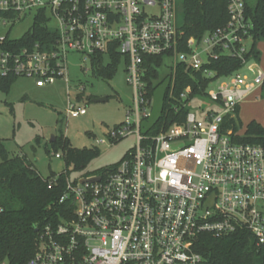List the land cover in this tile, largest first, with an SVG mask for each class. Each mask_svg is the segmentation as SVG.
<instances>
[{
    "label": "built area",
    "instance_id": "2783aa9c",
    "mask_svg": "<svg viewBox=\"0 0 264 264\" xmlns=\"http://www.w3.org/2000/svg\"><path fill=\"white\" fill-rule=\"evenodd\" d=\"M247 2L257 0H228L223 25L186 40L174 0H0L5 23L33 17L44 29L35 42L0 49L1 76L30 77L44 87L68 81L71 53L93 73L100 54L116 52L126 58L136 110L110 136L127 135L133 125L138 135L135 149L112 169L68 179L60 202L72 198L73 213L43 227L31 258L0 264H201L194 245L202 233L222 237L246 229L264 243V143L237 140L231 125L244 98L264 83L259 59L246 56L256 36ZM17 40L0 36L1 44ZM221 54L240 58L253 75L203 68ZM147 56H177L178 63L202 70L209 85L217 83L203 94L209 101L199 106L202 116L189 110L182 122L142 134L152 101L143 81ZM191 93L187 87L181 98ZM85 113L73 103L68 108L73 117ZM94 177L100 178L81 181Z\"/></svg>",
    "mask_w": 264,
    "mask_h": 264
},
{
    "label": "rangeland",
    "instance_id": "374dc122",
    "mask_svg": "<svg viewBox=\"0 0 264 264\" xmlns=\"http://www.w3.org/2000/svg\"><path fill=\"white\" fill-rule=\"evenodd\" d=\"M176 23L179 27L185 22L184 0H174ZM33 17L4 22L0 18V36L7 35L20 39L34 26ZM260 52L257 68L264 71V38L256 42ZM82 56L71 53L68 58V81L57 78L55 82L38 87L30 77H18L8 92L0 89V140L10 156L26 155L37 171L48 177L52 172L69 171L71 180L104 173L112 169L137 146V125L127 135L111 138V132L126 122L128 113L136 110L133 84L129 81L126 58L121 57L113 76L104 78L82 68ZM111 60L105 59V64ZM251 60L249 64L253 63ZM177 56L165 57L154 79L156 89L151 105L147 108L150 116L142 122L141 132L146 134L162 114L164 96L174 82ZM242 74L253 75L244 66ZM216 82L209 85L214 89ZM81 94L82 97L78 98ZM107 96L106 101L95 102L94 98ZM173 97V96H172ZM78 98V99H77ZM208 98L197 95L188 103L190 111L202 116L199 106ZM71 103L86 108V113L73 117L68 114ZM175 108L177 101L171 100ZM214 106L213 103H210ZM256 120L264 126V89L258 88L241 102L237 126L244 135L247 125ZM53 136L55 140L52 141ZM67 138L74 148H97L99 154L81 167L67 163L65 149L56 138ZM56 153L62 156L57 157ZM1 160V159H0Z\"/></svg>",
    "mask_w": 264,
    "mask_h": 264
},
{
    "label": "trees",
    "instance_id": "16d2710c",
    "mask_svg": "<svg viewBox=\"0 0 264 264\" xmlns=\"http://www.w3.org/2000/svg\"><path fill=\"white\" fill-rule=\"evenodd\" d=\"M184 6L183 28L186 40L192 36L201 38L208 31L223 25L228 19V0H184ZM247 6L255 20L256 36L253 47L246 56L253 54L259 59L260 52L256 48V42L264 38V0H257L254 6L247 2ZM3 16L4 14L0 13V18ZM42 34L44 29L40 21L35 22L32 32H27L15 43H0V49L11 44L20 47L26 42H35ZM182 49L187 50L185 46ZM107 57L111 61L105 64ZM121 57L116 52H112L109 56L100 54L96 58L93 74L110 79ZM163 59V56H147L143 64L145 69L143 81L146 85L147 97L150 99L156 89L154 79L158 77V69ZM241 67L240 58L226 54H221L219 58L203 66L217 70L221 75L232 73ZM17 78L13 74L0 75V89L8 92ZM209 82L210 79L202 70L189 68L182 62L177 63L173 85L168 87L164 96L162 114L148 132L158 133L163 128L182 122L189 111L184 103L196 95H203ZM187 87H191L192 93L188 99L183 100L181 93ZM262 88L264 89V83ZM81 97L82 95L79 94L78 98ZM171 100L177 101L175 108ZM231 125L238 130L237 120L232 121ZM237 140L246 143H264V126L252 120L247 125L245 134L238 136ZM57 142H60L65 149L67 163H73L75 167L84 166L99 154L97 148H74L67 138L57 137L55 143ZM0 159V204L3 207L0 212V262L7 260L11 263H21L36 253L39 234L45 225H57L72 215L73 199L60 202L70 175L69 171H62L52 172L50 176L43 177L26 155L10 156L1 140ZM194 249L203 257L201 264H264V243L258 244L255 236L246 229L222 237L202 233L197 237Z\"/></svg>",
    "mask_w": 264,
    "mask_h": 264
},
{
    "label": "water",
    "instance_id": "95a60500",
    "mask_svg": "<svg viewBox=\"0 0 264 264\" xmlns=\"http://www.w3.org/2000/svg\"><path fill=\"white\" fill-rule=\"evenodd\" d=\"M108 99V97L107 96H103V97H99V98H94L93 99V101H95V102H101V101H106ZM55 140V136H53V138H52V141H54ZM100 177H94V178H85V179H82L81 181L82 182H84V181H92V180H95V179H99ZM37 231H38V229H37Z\"/></svg>",
    "mask_w": 264,
    "mask_h": 264
}]
</instances>
